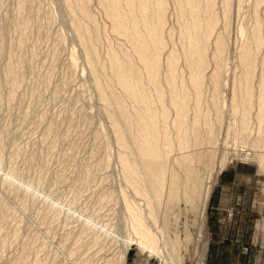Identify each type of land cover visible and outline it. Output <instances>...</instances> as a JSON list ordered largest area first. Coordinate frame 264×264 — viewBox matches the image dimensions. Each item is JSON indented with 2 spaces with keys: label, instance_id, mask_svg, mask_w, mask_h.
I'll list each match as a JSON object with an SVG mask.
<instances>
[{
  "label": "rangeland",
  "instance_id": "374dc122",
  "mask_svg": "<svg viewBox=\"0 0 264 264\" xmlns=\"http://www.w3.org/2000/svg\"><path fill=\"white\" fill-rule=\"evenodd\" d=\"M21 1L0 0V264H161L154 253L132 244L126 203H139L145 213L148 199L123 175L113 107L96 83V74L107 81L114 75L110 48L122 47L124 58L139 63L131 44L113 31L99 0H88L91 17L82 20L97 52L93 70L68 0H24L19 9ZM213 9L217 23L203 71V106L217 143L204 170L208 193L204 199L201 191L194 205L182 197L160 204L163 217L154 230L165 226V236L177 239L180 264H264V165L258 153L264 118L256 117V95L250 110L241 105L235 113L232 102L245 70L239 53L256 17L263 41L253 52L254 85L264 72V0H230L227 12L223 0H215ZM165 10L167 50L180 44L175 0H165ZM218 34L225 52L218 56L223 63L214 90L211 52ZM162 64L159 84L166 89ZM177 73H191L182 58ZM114 90L125 93L118 83ZM215 91L218 100L212 99ZM125 94L126 109L140 105ZM242 110L249 112L246 130Z\"/></svg>",
  "mask_w": 264,
  "mask_h": 264
},
{
  "label": "bare ground",
  "instance_id": "6f19581e",
  "mask_svg": "<svg viewBox=\"0 0 264 264\" xmlns=\"http://www.w3.org/2000/svg\"><path fill=\"white\" fill-rule=\"evenodd\" d=\"M68 1L73 25L81 36L88 62L96 70L92 66L97 53L94 39L82 20V16L91 17L88 0ZM260 1L256 0V3ZM99 2L106 8L113 31L124 35L139 61L136 64L131 59L124 58L126 51L122 47L110 48L108 65L113 69V77H108L107 81L96 74L101 98L113 107L114 132L121 145L119 158L123 175L133 191L148 199L145 213L139 208V203H126L132 217L131 232L135 236L132 244L154 253L161 264H180L177 239L165 236V226H161V231H158L154 230V225L163 217L159 213L160 204L177 201L182 197L190 205H194L201 191L204 199L208 193V183H203L204 170L215 158L217 143L211 139L214 127L208 108L205 110L203 106V71L209 62L207 45L217 23V15L213 9L215 0H175L179 10L177 24L180 44L170 46L167 50L164 38L166 35H163L165 0ZM229 4L230 0H223L225 12ZM24 7L25 1L22 0L18 8ZM261 29L260 20L256 17L250 40L239 53V60L245 69L240 76L239 92L232 91L235 113L239 112L241 105L245 108L252 104V97L256 95L258 107L255 114L260 120L264 118V72L259 76L257 85H254L255 76L252 71L256 58L253 52L260 48L263 41ZM172 32L173 30L170 34ZM224 52V36L218 34L211 52L216 61L215 70L210 75L214 90H217L223 63V57L218 56ZM180 58L191 70L188 75L177 73ZM162 63L166 69L163 75L167 81L166 89L159 84ZM143 78L149 84H145ZM10 80L17 82V76H10ZM114 83L120 84L125 93L140 105L132 111L126 109V94H119L117 90L115 92ZM254 87L257 88L256 91ZM215 92H211L212 99L218 100L219 96ZM248 108L250 110V105ZM247 111H241L242 130L249 127ZM262 131L263 135L258 139L262 141L258 153L264 165V128ZM2 207L6 209L8 205L4 203ZM162 240L168 245L166 252L160 250Z\"/></svg>",
  "mask_w": 264,
  "mask_h": 264
}]
</instances>
